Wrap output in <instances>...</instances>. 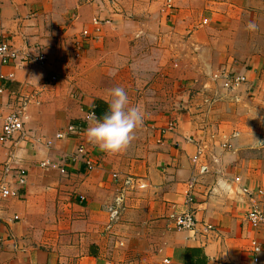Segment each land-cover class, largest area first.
<instances>
[{"label":"crops","instance_id":"crops-1","mask_svg":"<svg viewBox=\"0 0 264 264\" xmlns=\"http://www.w3.org/2000/svg\"><path fill=\"white\" fill-rule=\"evenodd\" d=\"M169 3L175 13L168 16ZM95 16L107 20L104 31L85 38L81 59L98 55L105 37L111 58L106 68H84L77 76L66 49ZM202 18L210 23L201 25ZM121 30L146 43L138 42L134 59L115 68L111 37ZM3 38L47 60L0 63L1 73H13L0 78L3 113L26 102L23 131L0 142V179L18 187L17 168L27 175L23 199L0 198V235L9 236L0 245V264H117L107 262L114 233L128 241L137 221L189 209L194 229L162 230L169 264H264V222L255 227L246 220L254 204L264 214V134L257 128V100L245 99L264 87V0H0ZM226 65L246 77L235 89L207 77ZM125 82L159 94L129 100L143 107V126L125 150L106 153L88 140L87 113ZM178 91L187 99L179 100ZM214 92L223 100H211ZM195 93L205 100H188ZM168 122L174 127L163 132ZM69 123H83L82 136L57 138ZM80 143L95 161L92 169L81 161L67 162L66 173L41 165L69 156ZM199 144L204 151L195 159ZM5 163L15 165L11 175L1 171ZM114 173L136 182L125 184ZM120 194L126 198L122 219L111 228L109 207Z\"/></svg>","mask_w":264,"mask_h":264},{"label":"built area","instance_id":"built-area-1","mask_svg":"<svg viewBox=\"0 0 264 264\" xmlns=\"http://www.w3.org/2000/svg\"><path fill=\"white\" fill-rule=\"evenodd\" d=\"M174 5L168 4L167 5V15H174ZM210 20L208 18H202L200 21L201 25H208ZM103 20L99 19L98 16L92 18L91 26L86 27L83 29L82 34L77 40V54H79L80 50L85 45V38L93 37V38H101L103 33ZM36 62L40 65H44L47 60V56L42 52L36 54H30L26 52H22L17 49L9 38H3L0 41V63L2 65H9V64H24L25 62ZM13 77V73L4 74L0 72L1 79H10ZM212 78L220 82L222 86L228 89H235L240 86V84L245 80V75L238 73L235 71L232 66H221L219 69L213 72ZM52 80L57 79V75H51ZM2 92V88H0V93ZM25 104L23 100L17 103L16 107L12 110L3 113L2 108L0 107V118L2 119V127L0 129V142H7L18 133L23 131L24 121L23 115L25 110ZM92 107L89 112L87 113V117L90 118V114L94 113ZM174 127L173 122H169L167 127L163 129V132L170 130ZM85 130V126L82 123H69L63 130L58 131L56 137L59 139L68 138V137H76L80 138ZM197 159V156H195ZM81 161L87 169H92L95 166V161L93 160L90 151L88 150L87 146L84 143H80L75 148L74 152L72 153L71 158L69 156H56L51 157L43 160L41 162L42 166H46L48 168H55L59 170L61 173H66L67 162H77ZM12 166L9 163L3 164L1 171L5 174L9 173ZM12 173V172H11ZM114 179L116 180H124L125 184L131 185L135 181L132 180L131 177L126 175V178L120 177L119 174L114 173ZM16 181L18 183V187H11L5 182L0 179V196L5 198H23L24 192L22 191L27 182V175L23 170H18ZM245 191H248L245 189ZM124 194H120L116 198V204L114 206L109 207V218L114 220L118 217L120 212L121 203L123 201ZM187 201H191V195L187 198ZM19 216L15 215L14 219H18ZM246 220H248L253 226L257 227L260 226L264 222V214L260 209L258 204H254L247 212H246ZM175 222L179 228H188L194 229L196 227V221L193 218V214L191 211L184 210L181 212L176 213L175 215ZM206 230H213V225L208 224L205 226ZM9 240V236L0 235V245H3L5 242ZM260 247H256L255 250H259ZM165 261H168L165 258Z\"/></svg>","mask_w":264,"mask_h":264},{"label":"rangeland","instance_id":"rangeland-1","mask_svg":"<svg viewBox=\"0 0 264 264\" xmlns=\"http://www.w3.org/2000/svg\"><path fill=\"white\" fill-rule=\"evenodd\" d=\"M101 20H103L104 24L107 21L104 19H101ZM82 30L83 29L80 30L78 35L75 34V37L72 39V44L70 45V47L68 49H66V51H67L66 54H67V57L69 58V61H70L69 63H70V65L75 66V67H73V66H71V67L76 68L75 70H76L77 76L81 75V72L86 71L84 68H88V69L93 68V72H96V71H94V68H96L97 66H98V68L99 67H103V68L105 67L106 68V66L108 65L106 60H107V58H111L110 54L105 49L106 43H107L106 37H105L103 42L99 44V52L100 53L98 55H95L91 59L89 58L90 60L84 59V58L81 59L83 56L82 53H80L81 50H80L79 54H77V51H78L77 50V40H79V36L82 34ZM122 31L123 30H121L119 32V35L115 36V38L119 39V41H115V38H113V36L111 37L113 39V44H114L113 49L115 51L114 52L115 55L112 58L114 63H111V64H113L115 66V68L119 67V65L123 62V60H127L128 58L134 59V52H136L137 50H140V48L138 46V42L146 43L143 41L137 42L136 40L129 39L128 34L126 32H122ZM137 36L138 35L135 34V39L136 38L138 39ZM197 38L202 39V37H200V36H197ZM123 40H125V41L122 42ZM195 43H196V41H195ZM195 47H197L196 44L192 45L193 50L198 51ZM86 49L87 48H85V50ZM112 51H110V52H112ZM192 52L193 51L191 50L190 53H192ZM192 58H193V56H192ZM134 61H136V59ZM211 65H212V59L210 61V66ZM72 71H73V69L71 70V72ZM71 72H69V71L66 72L69 79H71V77L74 76V74ZM85 73H84V76H85ZM102 74L105 75L104 69H103ZM212 74H213V72L211 71L209 73V75L207 74V77L212 78ZM125 79H127V78H125ZM103 81L105 82V79H103ZM114 87H123L125 92L128 95L129 100H141L140 96L146 97L147 95H150L151 97L153 96V98H154L155 95L159 94V92L157 90L155 91V90H151V89L146 90V89H142V88H137L136 86H130L128 82H125V84L123 86H122V83L112 86V88H114ZM78 88L80 89V87H78ZM76 90L77 89H75V88L70 90L71 94L76 96ZM163 92L166 95V90H163ZM199 92H200V90L196 91V93H199ZM151 93H153V94L151 95ZM196 93L191 94V96L188 100H195V99L196 100H205L203 98H201V99L196 98L198 96ZM181 95H182L181 92L178 91L179 100H186L187 99V96H186L187 94L183 93V96H181ZM246 96H247V98H245V99L257 100L256 102H258V104H257L258 117L257 118L259 119V124H258L257 128L259 129L260 133L264 134V132H263V128H264V87L260 88V89H256V90L253 89L252 93H246ZM211 100H223V99L221 97H217V94L214 92V98H212ZM162 109H164V107H162ZM179 109H182V108H179ZM214 109H215V106H214ZM203 151H204L203 147L200 144L197 145V147H196L197 155L196 156H198V157L201 156L203 154ZM71 156H72V153L69 155V158H71ZM13 166H15V165H13ZM13 166H12V169H10V171H9L10 175H11V172L13 173L14 169L16 168ZM43 167H46V166H43ZM46 168H48V167H46ZM17 170H21V169L17 168ZM17 172H16V176H17ZM48 177L49 176H47V178ZM35 181H37V178H35ZM131 188L134 189L135 187L132 186ZM189 195L190 194L187 195V198L189 197ZM0 198H5V197L0 196ZM125 201H126V198L125 199L123 198V201L121 204L124 205ZM186 201H187V199H186ZM119 209L121 211V207ZM188 211L192 212L193 218L195 219L194 221H196L194 212L190 209ZM176 213H177V211H175V210L171 211L170 210L169 212H167V213L165 212L163 215H160L156 218H145V219H141L140 221H137L138 223L134 224L135 225L134 227L136 230H138V232L134 231L131 235L127 236L128 241L125 238H123L125 236H121L118 233H114L113 238H112L113 248H112L111 254H109V257L108 258L106 257L108 259L107 262H116L117 264H169L170 263V257L168 255H166V252H167L166 249L168 248V241H167V235H166L167 233H162V230L164 229L165 231H167V230L171 229V226L172 227L176 226L177 228H179L176 225V222L174 220ZM120 215H121V213L119 212L118 217L114 220L108 218L107 219L108 220L107 221L108 226L113 228L115 226V224H117V222H119L120 219H122L120 217ZM19 218L14 219V217H13L14 220H19ZM107 222L105 223V226H107ZM197 224H198V222L196 221V226H197ZM51 228H52V223H51ZM52 238H53V235H51V239ZM165 258H167L168 261H165Z\"/></svg>","mask_w":264,"mask_h":264},{"label":"clouds","instance_id":"clouds-1","mask_svg":"<svg viewBox=\"0 0 264 264\" xmlns=\"http://www.w3.org/2000/svg\"><path fill=\"white\" fill-rule=\"evenodd\" d=\"M105 102L108 108L101 117L90 114L91 124L86 135L101 151L118 153L127 148L135 131L143 126L145 113L141 105H130L123 87L109 89Z\"/></svg>","mask_w":264,"mask_h":264},{"label":"trees","instance_id":"trees-1","mask_svg":"<svg viewBox=\"0 0 264 264\" xmlns=\"http://www.w3.org/2000/svg\"><path fill=\"white\" fill-rule=\"evenodd\" d=\"M108 105L100 100H97L93 108L94 114L97 118L101 117L107 111Z\"/></svg>","mask_w":264,"mask_h":264}]
</instances>
